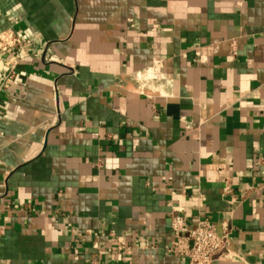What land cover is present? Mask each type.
Segmentation results:
<instances>
[{"label": "crops", "instance_id": "obj_1", "mask_svg": "<svg viewBox=\"0 0 264 264\" xmlns=\"http://www.w3.org/2000/svg\"><path fill=\"white\" fill-rule=\"evenodd\" d=\"M13 27L0 264H188L178 209L264 264V0H0Z\"/></svg>", "mask_w": 264, "mask_h": 264}, {"label": "built area", "instance_id": "obj_2", "mask_svg": "<svg viewBox=\"0 0 264 264\" xmlns=\"http://www.w3.org/2000/svg\"><path fill=\"white\" fill-rule=\"evenodd\" d=\"M25 42L14 27L0 33V63L3 65L0 91L10 87L18 65L17 59L8 60L7 55L23 49ZM171 231L172 241L167 250L185 258L188 264H213L217 258L226 256L224 249L230 234L228 225H225L224 235L220 236L209 220L198 218L191 224L184 210L178 209L171 216Z\"/></svg>", "mask_w": 264, "mask_h": 264}, {"label": "rangeland", "instance_id": "obj_3", "mask_svg": "<svg viewBox=\"0 0 264 264\" xmlns=\"http://www.w3.org/2000/svg\"><path fill=\"white\" fill-rule=\"evenodd\" d=\"M2 70H3V65L0 63V75L2 73Z\"/></svg>", "mask_w": 264, "mask_h": 264}]
</instances>
